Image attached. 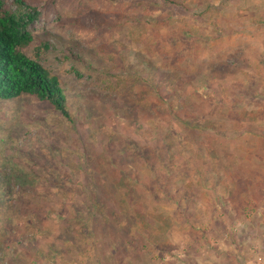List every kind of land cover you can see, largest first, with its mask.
I'll list each match as a JSON object with an SVG mask.
<instances>
[{"label":"rangeland","instance_id":"rangeland-1","mask_svg":"<svg viewBox=\"0 0 264 264\" xmlns=\"http://www.w3.org/2000/svg\"><path fill=\"white\" fill-rule=\"evenodd\" d=\"M28 1L72 119L0 100V264H264V0ZM21 172L36 195L14 187L6 225Z\"/></svg>","mask_w":264,"mask_h":264},{"label":"trees","instance_id":"trees-1","mask_svg":"<svg viewBox=\"0 0 264 264\" xmlns=\"http://www.w3.org/2000/svg\"><path fill=\"white\" fill-rule=\"evenodd\" d=\"M172 1L165 0L164 3L165 5L176 3ZM15 3L17 10L12 11L5 7L3 1H0V100L13 101L29 96L39 102L49 104L59 111L63 117L71 120L72 113L67 92L63 88L60 79L44 66V53H48L52 48H50L49 43L39 41L32 31V27L40 19L41 13L36 7L30 5L28 0H15ZM125 25H127V22L122 24L124 28ZM131 29L138 35L143 36L144 30L149 29V24L142 21L135 26L131 25ZM29 50H32L34 54H30ZM143 62L147 64L145 60ZM151 85L154 87L153 90L158 99L165 106L164 109L176 120H180V110L183 105H187V100L179 96V93L184 92V88L179 86V89L174 91V88L167 87L166 83L159 82L157 78H154ZM162 91H168L169 94L162 95ZM181 124L191 131L201 132L207 130V127L203 124L185 118H181ZM144 152V148L138 149L139 157L143 156L146 163H151L149 155L142 154ZM38 179L37 176L23 172L17 176L6 175V206H10L6 208V225L13 219L11 216V213H14L11 207L15 199L13 188L22 187L33 192L35 196ZM13 181L16 183H12ZM64 181L65 179H61L63 186H56L59 187V190H64L62 191L63 195L71 196L72 193L65 189ZM1 198L0 211H2ZM90 198L96 204L97 212L103 214L104 205L98 199ZM104 217L108 220V215ZM36 230L40 231L38 228ZM9 242H14L13 237L8 240L6 238V244H9Z\"/></svg>","mask_w":264,"mask_h":264}]
</instances>
